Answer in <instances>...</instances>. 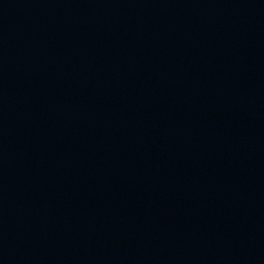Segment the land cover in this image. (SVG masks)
I'll return each instance as SVG.
<instances>
[{
    "label": "water",
    "instance_id": "1",
    "mask_svg": "<svg viewBox=\"0 0 264 264\" xmlns=\"http://www.w3.org/2000/svg\"><path fill=\"white\" fill-rule=\"evenodd\" d=\"M0 264H264V0H0Z\"/></svg>",
    "mask_w": 264,
    "mask_h": 264
}]
</instances>
